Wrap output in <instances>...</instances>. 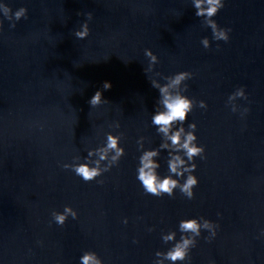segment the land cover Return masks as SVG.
<instances>
[{"label":"water","instance_id":"1","mask_svg":"<svg viewBox=\"0 0 264 264\" xmlns=\"http://www.w3.org/2000/svg\"><path fill=\"white\" fill-rule=\"evenodd\" d=\"M0 3L13 14L28 9L14 28L0 12V264H80L89 250L103 264H154L175 243L162 235L175 231L178 241L180 220L196 217L218 224L216 236L202 230L178 264H264V0H224L214 19L231 29L227 42L213 39L192 0ZM88 12L90 34L77 39ZM145 49L159 59L147 74ZM181 71L193 74L184 95L207 103L184 123H196L206 157L194 160L191 200L179 189L146 194L137 179L142 152L162 142L150 78L165 83L155 72ZM240 87L247 99L232 112L228 97ZM97 90L110 103L91 108ZM108 132L123 133L118 165L91 182L63 168L77 156L84 162ZM157 159L168 175V151ZM66 205L78 216L59 226L51 213Z\"/></svg>","mask_w":264,"mask_h":264},{"label":"clouds","instance_id":"2","mask_svg":"<svg viewBox=\"0 0 264 264\" xmlns=\"http://www.w3.org/2000/svg\"><path fill=\"white\" fill-rule=\"evenodd\" d=\"M193 7L196 9L195 15L203 18V23L210 28L213 34V39L216 41L227 42L229 40L230 28H221L214 17L219 11L224 8V0H192ZM0 12L4 18L12 21L10 27L16 26L15 22L21 18L27 19L28 9L20 7L12 13L11 8L4 3H0ZM87 19L81 24L79 30L74 32L77 39L84 40L90 34L89 23L92 19V13L85 14ZM0 21V27H2ZM205 49L210 47V41L207 37L201 41ZM144 55L148 58V67L144 69L145 74L154 71L155 65L159 63V59L151 49H145ZM156 77H161L165 83L160 80L150 78L151 86L158 90L159 97L157 100L156 110L154 111L151 122L156 127L157 133L162 137V142L157 148L144 150L139 157V165L137 168V179L141 183L144 192L156 197H162L165 194L169 197H174L176 189H179L181 194L187 199L194 198L193 189L198 185L197 176L193 175L197 165L194 163L196 157L205 159V147L197 144L195 122L188 125V130L185 129L189 114L198 105L202 109L207 108V103L204 100L196 101L189 98L184 93L188 90V85L185 81L192 78L193 74L188 71H181L170 76H163L160 72H155ZM110 82L103 83V89L109 90ZM237 98L247 99L243 87L237 88L234 93L228 97V104L231 106L232 112L238 111V106L235 104ZM91 108L99 107L102 104L110 103L103 97V92L97 90L88 101ZM248 109L243 110L247 113ZM112 127L119 128V122H116ZM123 133L115 135L112 132L106 133V141L103 145L87 152L84 162H79L80 157H74L73 163L64 164V169L72 170L77 176L81 177L84 182H91L100 177L103 173L109 171L113 166L118 165L120 159L125 155V149L121 147L120 141ZM144 137H140L137 144L141 149L144 148ZM161 150L168 151L167 165L169 174L161 177L158 173L160 163L158 157ZM95 157V159H93ZM181 183L179 178L185 177ZM176 177V178H174ZM103 183V181H97ZM52 220L59 226H63L69 217L76 219L78 213L71 206L66 205L63 212L52 211ZM127 224V218L123 221ZM218 224L205 219L204 217L182 219L179 222L180 239L176 240V232L170 231L162 235L164 243L175 241L173 246L166 252L157 251L155 256L157 259L154 264H165V261L171 264H178L189 259V253L192 248L197 245V238L201 236L202 230H208L210 233L206 239L211 240L216 236ZM152 229H149L151 231ZM80 264H103L102 259L94 251H85L80 257ZM214 264V262H213Z\"/></svg>","mask_w":264,"mask_h":264}]
</instances>
